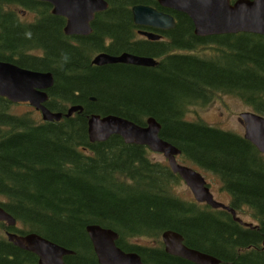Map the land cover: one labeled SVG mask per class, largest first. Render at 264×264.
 <instances>
[{
	"label": "trees",
	"instance_id": "obj_1",
	"mask_svg": "<svg viewBox=\"0 0 264 264\" xmlns=\"http://www.w3.org/2000/svg\"><path fill=\"white\" fill-rule=\"evenodd\" d=\"M107 2L94 13L90 33L82 35L65 33V17L53 13L46 0H0V60L52 71L45 101L51 110L82 105L70 115L43 120L30 110L12 112L18 102L0 95V204L16 219L13 225L0 220V264H39L8 231H34L71 248L64 255L67 264H100L86 231L89 223L114 229L116 243L149 264H196L164 249L166 229L220 258L217 264H264V152L241 132L185 115L221 93L264 114V33L198 35L185 12L158 0ZM135 3L171 13L175 25L159 30L162 38L136 39ZM200 47L210 50L196 51ZM124 50L152 56L156 63L91 59L99 51ZM92 112L140 124L154 116L160 135L181 149L179 160L219 179L229 205L246 208L256 221L243 224L225 208L175 192L180 176L166 159L151 158L144 144L119 134L90 140Z\"/></svg>",
	"mask_w": 264,
	"mask_h": 264
},
{
	"label": "water",
	"instance_id": "obj_2",
	"mask_svg": "<svg viewBox=\"0 0 264 264\" xmlns=\"http://www.w3.org/2000/svg\"><path fill=\"white\" fill-rule=\"evenodd\" d=\"M51 11L66 17L64 31L67 34L88 33L90 20L97 10L108 6L107 0H46ZM162 6L185 12L193 22L194 32L198 35L249 31L264 33V0H158ZM135 23L158 28L175 25V18L169 12L152 5L135 3L131 7ZM148 38H158L159 34L151 30H140ZM93 63L130 62L150 65L156 59L129 51L112 54L100 51L92 58ZM54 76L50 70H39L20 66L14 62L0 60V95L10 101H28L38 109L43 120L59 119L81 110L82 105L72 104L65 112L51 110L45 101L48 88L53 84ZM243 122V136L264 152V114L246 109L239 112ZM161 124L152 115L144 124H140L116 113L92 112L87 117V132L90 140H104L111 134H119L126 142L146 145L150 150L161 152L170 168L179 174L191 190L195 200L205 202L212 207L229 210L239 222L252 225L241 218L229 203L218 200L210 190L209 184L200 170L180 162L177 155L181 149L160 135ZM0 220L15 224L14 216L0 204ZM86 231L92 242L94 252L100 264H149L133 250H124L117 243L118 233L98 223L86 225ZM7 237L21 248L31 250L38 257L39 264H67L64 255L73 250L59 244L37 232H7ZM164 249L171 254L189 259L196 264H217L220 258L214 254L188 246L180 232L166 229L161 234ZM167 264V263H154Z\"/></svg>",
	"mask_w": 264,
	"mask_h": 264
},
{
	"label": "rangeland",
	"instance_id": "obj_3",
	"mask_svg": "<svg viewBox=\"0 0 264 264\" xmlns=\"http://www.w3.org/2000/svg\"><path fill=\"white\" fill-rule=\"evenodd\" d=\"M30 17V14H25V18ZM210 50L209 47H200L196 51L199 52H208ZM246 109H253L250 105L244 103L242 100L237 98L236 96H232L230 94H216L212 97L210 101L201 106H191L189 110L186 112L187 118H201L205 121L220 126L222 128L230 129L233 131L241 132L244 131L243 122L239 118V112ZM10 110L15 113H21L26 110H30L34 115L38 117L40 113L36 110L32 105L27 102H18L12 104ZM150 156L153 159H162L165 157L161 152L151 151ZM186 163V162H185ZM188 164V163H187ZM197 168V167H196ZM206 180L209 182L210 189L214 195V197L218 200L228 202L229 194L220 188V181L216 177H214L211 173L205 172L198 168ZM175 192H178L183 197H193L192 192L186 183L181 179V182L178 183L175 187ZM242 219L246 221L255 222V218L251 215V213L246 209L242 208L241 211H236ZM136 241L143 242L145 244H150L152 242L151 239L145 237H136L134 238Z\"/></svg>",
	"mask_w": 264,
	"mask_h": 264
},
{
	"label": "flooded vegetation",
	"instance_id": "obj_4",
	"mask_svg": "<svg viewBox=\"0 0 264 264\" xmlns=\"http://www.w3.org/2000/svg\"><path fill=\"white\" fill-rule=\"evenodd\" d=\"M167 12V11H166ZM94 16V15H93ZM93 18V17H92ZM92 20V19H91ZM91 20H90V26H91ZM137 24V23H136ZM138 25V27H136V39H139V38H147L143 33H140V30H151V31H154V32H156V33H158V34H160L159 33V30H161V29H164V28H158V27H153V26H149V25H144V24H137ZM91 30H92V26H91ZM88 33H90V32H88ZM88 33H78V34H82V35H87ZM161 37H159V38H162L163 36L162 35H160ZM96 54V53H95ZM95 54H93L92 55V58H93V56L95 55ZM91 58V59H92Z\"/></svg>",
	"mask_w": 264,
	"mask_h": 264
}]
</instances>
